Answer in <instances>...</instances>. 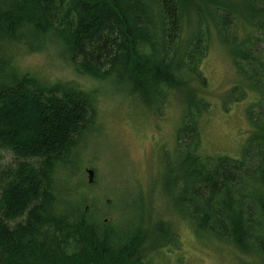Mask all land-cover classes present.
I'll return each mask as SVG.
<instances>
[{
  "label": "trees",
  "instance_id": "obj_1",
  "mask_svg": "<svg viewBox=\"0 0 264 264\" xmlns=\"http://www.w3.org/2000/svg\"><path fill=\"white\" fill-rule=\"evenodd\" d=\"M212 30L231 49L242 84L262 98L263 114L264 48L255 47L264 44V0H0V150L19 160L0 175V264H155L151 255L176 239L166 221L161 235L162 219L150 237L142 226L118 232L90 221L87 200L67 210L55 174L97 123L96 94L19 65L24 48L52 46L75 73L108 80L130 100L148 89L160 106L168 92L189 91L176 148L193 179L168 194L189 208L199 238L239 252L241 264H264V134L240 159L202 153L211 104L194 82L205 81Z\"/></svg>",
  "mask_w": 264,
  "mask_h": 264
},
{
  "label": "rangeland",
  "instance_id": "obj_2",
  "mask_svg": "<svg viewBox=\"0 0 264 264\" xmlns=\"http://www.w3.org/2000/svg\"><path fill=\"white\" fill-rule=\"evenodd\" d=\"M234 34L239 39L243 36L239 28ZM259 48L264 44L257 43L255 49ZM22 54L19 65L37 79L52 85L74 82L96 94L97 123L73 150L75 156L67 168L55 174L56 190L60 198L65 197L68 211L87 200L90 221L107 220L104 224L118 232L142 226L150 237L156 234L160 219L164 220L161 235L167 234L169 224L176 239L168 238L165 248L151 255L155 264H241L239 252L199 238L189 219V208L168 194L169 190L175 191L174 196L180 193L188 183L184 179L193 176L176 148L190 97L187 89L166 91L160 106L148 89L130 100L108 80L99 82L75 73L66 63V52L56 47L40 53H26L24 48ZM201 72L205 81L196 80L195 91L211 104L210 112L201 120L202 153L240 159L250 138L264 134L262 98L246 86L248 82L238 73L231 49L215 30ZM18 162L12 152L0 150V175ZM88 169L95 172L92 185L88 183ZM1 184L0 176V195Z\"/></svg>",
  "mask_w": 264,
  "mask_h": 264
},
{
  "label": "water",
  "instance_id": "obj_3",
  "mask_svg": "<svg viewBox=\"0 0 264 264\" xmlns=\"http://www.w3.org/2000/svg\"><path fill=\"white\" fill-rule=\"evenodd\" d=\"M87 174H88V177H89V183L90 184H93L94 183V180H95V172L93 169H88L87 170ZM107 222V220H106Z\"/></svg>",
  "mask_w": 264,
  "mask_h": 264
}]
</instances>
